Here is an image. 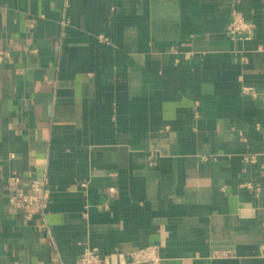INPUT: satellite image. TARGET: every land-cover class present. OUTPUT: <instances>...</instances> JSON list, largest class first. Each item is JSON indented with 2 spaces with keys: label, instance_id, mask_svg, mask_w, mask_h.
Instances as JSON below:
<instances>
[{
  "label": "crops",
  "instance_id": "obj_1",
  "mask_svg": "<svg viewBox=\"0 0 264 264\" xmlns=\"http://www.w3.org/2000/svg\"><path fill=\"white\" fill-rule=\"evenodd\" d=\"M0 55V264H264V0H0Z\"/></svg>",
  "mask_w": 264,
  "mask_h": 264
},
{
  "label": "built area",
  "instance_id": "obj_2",
  "mask_svg": "<svg viewBox=\"0 0 264 264\" xmlns=\"http://www.w3.org/2000/svg\"><path fill=\"white\" fill-rule=\"evenodd\" d=\"M225 33L232 39L249 40L254 33V24L248 21L243 13L235 8L232 10L231 19ZM1 57V55H0ZM248 91V89L246 90ZM256 162L255 158H247L246 161ZM150 166L154 165L152 158H149ZM264 169V166H263ZM20 179L15 177L11 180L13 194L10 203L25 209H36L44 213L50 203L51 192L48 188L46 178H32L30 181L29 192L25 193L19 188ZM83 187L86 185L83 184ZM251 187L252 185H247ZM115 188L109 189V194H116ZM159 249L156 246L147 247L128 253H118L117 259L109 256H102L98 249L87 248L74 264H156L159 261Z\"/></svg>",
  "mask_w": 264,
  "mask_h": 264
}]
</instances>
